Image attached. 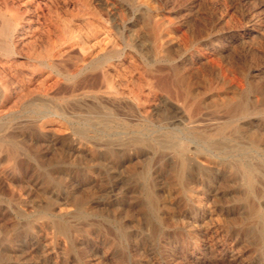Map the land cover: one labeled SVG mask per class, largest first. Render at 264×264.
Returning <instances> with one entry per match:
<instances>
[{
	"label": "rangeland",
	"instance_id": "obj_1",
	"mask_svg": "<svg viewBox=\"0 0 264 264\" xmlns=\"http://www.w3.org/2000/svg\"><path fill=\"white\" fill-rule=\"evenodd\" d=\"M0 14L26 34L13 41L19 56L0 60V264H264V0H0ZM29 51L50 52L54 67L26 59ZM220 100L256 110L226 128L231 141L217 139L229 158L185 130L225 122ZM167 132L177 150L153 143H166ZM253 142L244 157L251 192L234 145Z\"/></svg>",
	"mask_w": 264,
	"mask_h": 264
},
{
	"label": "bare ground",
	"instance_id": "obj_2",
	"mask_svg": "<svg viewBox=\"0 0 264 264\" xmlns=\"http://www.w3.org/2000/svg\"><path fill=\"white\" fill-rule=\"evenodd\" d=\"M4 2V1H3ZM28 8V7H27ZM2 12V11H1ZM38 12V11H37ZM32 13V12H31ZM3 15H4V13H3ZM7 16V15H6ZM6 16H2V14H0V60H1V62L2 63H8L9 62V60L10 59H12V58H14L15 56H19V53H17L16 52V49H15V47L13 46V41L16 39L17 41H22L23 40V37H25V35H24V29H23V27H20L19 26V23H18V19L17 18H8V17H6ZM37 17V16H36ZM49 17V16H48ZM23 23V22H22ZM165 23V22H164ZM21 24V23H20ZM25 24V23H24ZM22 25V24H21ZM159 25V24H158ZM25 27V26H24ZM60 27V26H59ZM58 27V28H59ZM63 27H65L64 25H63ZM39 28V27H38ZM66 28V27H65ZM64 28V29H65ZM27 29H29V28H27ZM40 29V28H39ZM68 29H70V28H68ZM51 30V29H50ZM161 30V29H160ZM52 31V30H51ZM61 31V30H60ZM63 31H65V30H63ZM62 32V31H61ZM66 32V31H65ZM64 32V33H65ZM159 32V31H158ZM27 33V32H26ZM28 33H30V32H28ZM67 33V32H66ZM166 33V32H165ZM33 34V33H32ZM157 34V33H156ZM64 35H66V34H64ZM68 35V34H67ZM166 37L167 36H169V35H165ZM28 37V36H27ZM33 37V36H32ZM31 37V38H32ZM42 37V36H41ZM64 37V36H63ZM31 38H30V40H31ZM37 38V37H36ZM69 38V37H68ZM157 38V37H156ZM168 38V37H167ZM66 39H67V37H66ZM25 40H26V38H25ZM155 40H157V39H155ZM28 41V40H27ZM51 41H55V40H51ZM64 41H66V40H64ZM167 41V40H166ZM169 41H172L171 39L169 40ZM29 42V41H28ZM22 43V42H21ZM54 43H56V42H54ZM65 43V42H64ZM109 43V42H108ZM107 43V44H108ZM131 43V42H130ZM41 44V43H40ZM58 44V43H57ZM62 44H63V42H62ZM128 44H129V42H128ZM158 44V43H157ZM36 45V44H35ZM60 45H61V43H60ZM18 46H20V45H18ZM33 46V45H32ZM41 47H42V45H40ZM62 46H64V45H62ZM110 46V45H109ZM108 46V47H109ZM21 47V46H20ZM59 48H60V46H58ZM58 47H56V48H58ZM107 47V48H108ZM114 46H112L111 48H113ZM24 48V47H23ZM111 48H110V50H111ZM115 48V47H114ZM113 48V49H114ZM116 49V48H115ZM114 49V50H115ZM40 50V49H39ZM39 50H37V51H39ZM106 50V49H105ZM108 50V49H107ZM30 52V51H29ZM121 52V51H120ZM103 53V52H102ZM119 53V52H118ZM21 54V53H20ZM23 54V53H22ZM28 55H26V59H28V60H31V61H38V62H40V63H42V64H47V65H49V66H51V67H54L53 65L55 64V62H51L52 60H51V58H52V55H51V53L49 52L48 54H46L45 56H41V55H39V54H34L33 52H30V53H27ZM34 54V55H33ZM105 54H106V52H105ZM62 55V54H61ZM104 55V54H103ZM23 56V55H22ZM106 56V55H105ZM124 56V55H123ZM60 57V56H59ZM57 58H58V56H57ZM56 58V59H57ZM64 58V57H63ZM55 59V60H56ZM66 58H64V60H65ZM66 60H68V59H66ZM65 60V61H66ZM11 61V60H10ZM106 61V60H105ZM104 61V62H105ZM123 61V60H122ZM18 62V61H17ZM35 62H33V63H35ZM99 62H100V60H99ZM102 62V61H101ZM120 62V61H119ZM27 63H31V62H27ZM39 63V64H40ZM54 63V64H53ZM64 63H66V62H64ZM96 63H97V61H96ZM111 63V62H110ZM112 63H114V62H112ZM32 64V63H31ZM63 64V63H62ZM89 64V63H88ZM94 64V63H93ZM25 65V64H24ZM30 65V64H29ZM67 64H65V66H66ZM84 65V64H83ZM107 65V64H106ZM1 66H5V65H1ZM16 66V65H15ZM38 66V65H37ZM44 66V65H43ZM111 66V65H110ZM124 66V65H123ZM149 66V65H148ZM11 67V66H10ZM41 67V66H40ZM45 67V66H44ZM48 67V66H47ZM64 67V66H63ZM62 67V68H63ZM68 67V66H67ZM98 67V66H97ZM104 67H106L105 65H104ZM103 67V68H104ZM119 67V66H118ZM151 67V66H150ZM6 68V67H5ZM50 68V67H49ZM59 68V67H58ZM69 68V67H68ZM76 68V67H75ZM80 68V67H79ZM86 68V67H85ZM88 68V67H87ZM90 68V67H89ZM120 68V67H119ZM146 68V67H145ZM13 69V68H12ZM43 69V68H42ZM51 69V68H50ZM61 69V68H60ZM66 69V68H65ZM99 69H100V67H99ZM118 69V68H117ZM165 69V68H164ZM18 70V69H17ZM94 70H97V69H94ZM103 70H105V69H103ZM119 70V69H118ZM121 70V69H120ZM119 70V71H120ZM174 70V69H173ZM172 70V71H173ZM230 70V69H229ZM20 71V70H19ZM22 71V70H21ZM67 71V70H66ZM87 71V70H86ZM106 71V70H105ZM148 71V70H147ZM151 70H149V72H150ZM180 71V70H179ZM178 71V72H179ZM231 71V70H230ZM22 72H24V71H22ZM27 72V71H26ZM75 72V71H74ZM90 72V71H89ZM91 72H93V71H91ZM99 72V71H98ZM143 72V71H142ZM145 72V71H144ZM152 72V71H151ZM229 72V71H228ZM231 72H233V71H231ZM230 72V73H231ZM10 73V72H9ZM25 73V72H24ZM46 73V72H45ZM54 73V72H53ZM80 73V72H79ZM88 73V72H87ZM87 73H86V76H87ZM100 73V72H99ZM102 73H103V71H102ZM114 73V72H113ZM123 73V72H122ZM166 73V72H165ZM165 73H163V74H165ZM173 73V72H172ZM175 73V72H174ZM173 73V74H174ZM22 74V73H21ZM95 74H97L96 72H95ZM95 74H94V80H96L97 79V76L98 75H100V74H98L97 76H96V79H95ZM153 74V73H152ZM172 74V75H173ZM233 75H234V72L232 73ZM24 75V74H23ZM38 75V74H37ZM53 75V74H52ZM78 75V74H77ZM127 75V74H126ZM22 76V75H21ZM26 76V75H25ZM35 76H36V74H35ZM40 76V75H39ZM44 76V75H43ZM70 76V75H69ZM147 77L149 76V74H147L146 75ZM167 76V75H166ZM175 76H177V75H175ZM175 76H174V78H175ZM10 77V76H9ZM27 77H29V74L27 75ZM30 77H31V75H30ZM65 77H68V76H65ZM64 77V78H65ZM71 77V76H70ZM74 77H76V76H74ZM89 77H90V74H89ZM99 77H103V76H98V79L97 80H100L99 79ZM173 77V76H172ZM11 78V77H10ZM83 78V77H82ZM87 78V77H86ZM85 78V79H86ZM91 78V77H90ZM105 78L106 77H104V80H105ZM181 78L183 79V77L181 76ZM185 78V77H184ZM13 79V78H12ZM60 78H58V80H59ZM85 79H82V80H85ZM126 79V78H125ZM127 79H129V78H127ZM160 79V78H159ZM158 79V80H159ZM169 79V78H168ZM1 80V79H0ZM28 80V79H27ZM53 80V79H52ZM57 80V79H56ZM55 80V81H56ZM70 80H72V79H68V81H70ZM186 80V79H185ZM61 82H62V80H60ZM81 81V80H80ZM101 81V80H100ZM107 81V80H106ZM118 81V80H117ZM125 81V80H124ZM146 81V80H145ZM162 81H164V80H162ZM187 81H189V80H187ZM3 82H5V81H3ZM15 82V81H14ZM34 82V81H33ZM38 82V81H37ZM50 82V81H49ZM74 82V81H73ZM120 82V81H119ZM127 82V81H126ZM148 82H149V80H148ZM159 82V81H158ZM161 82V81H160ZM179 82H180V80H179ZM183 82V81H182ZM181 82V83H182ZM55 83H59V81H57V82H55ZM88 83H90L89 81H88ZM97 83V82H96ZM99 83V82H98ZM108 83V82H107ZM135 83V82H134ZM146 83H147V81H146ZM152 82H150V84H151ZM166 83V82H165ZM176 83V82H175ZM180 83V84H181ZM184 83H186V82H184ZM183 83V85L182 86H184L185 84ZM62 84V83H61ZM127 84H130V83H127ZM150 84L148 83V86H150ZM187 84H188V82H187ZM10 85V84H9ZM24 85V84H23ZM42 85H44V84H42ZM41 85V86H42ZM54 85H56V84H52V86H54ZM64 85V84H63ZM99 85V84H98ZM101 85H103V84H101ZM155 85V84H154ZM160 85V84H159ZM167 85V84H166ZM62 85H60V87H61ZM64 86H66V85H64ZM64 86H62V87H64ZM68 86V85H67ZM70 86V85H69ZM77 86V85H76ZM85 86V85H84ZM92 86H94V85H92ZM117 86V85H116ZM134 86V85H133ZM163 86V85H162ZM174 86V85H173ZM186 86V85H185ZM187 86H189V85H187ZM28 87V86H27ZM49 87V86H48ZM57 87V86H56ZM86 87V86H85ZM84 87V88H85ZM102 86H100V88H101ZM109 87H112L111 86V83H109ZM125 87V86H124ZM130 87V86H129ZM159 87V86H158ZM189 87H191V86H189ZM192 87H193V85H192ZM256 87H257V85H256ZM43 88V87H42ZM50 88H51V85H50ZM48 89V91L49 90H51V89ZM66 88H68V87H66ZM72 88H74L73 86H72ZM79 88H80V85H79V87H78V89L75 87V89H72L74 92H75V90L77 89V91H79ZM91 88H93V87H91ZM103 88V87H102ZM105 88H107V87H105ZM104 88V89H105ZM135 88H137V87H135ZM150 88L152 89V87L150 86ZM162 88V87H161ZM176 88V87H175ZM18 90H19V87L17 88ZM24 88H22V90H23ZM54 89V88H53ZM68 89H70V88H68ZM82 89V88H81ZM90 89V88H89ZM94 89V88H93ZM126 89V88H125ZM129 89V88H128ZM131 89V88H130ZM132 89H134V88H132ZM178 89H179V87H178ZM188 89H190V88H188ZM262 89V88H261ZM264 89V88H263ZM42 90V89H41ZM55 90V89H54ZM53 90V91H54ZM64 90H65V88H64ZM83 90H85V89H83ZM140 90V89H139ZM139 90H137V91H139ZM194 90V89H193ZM53 91H52V93H53ZM59 91H61V90H59ZM58 91V92H59ZM62 91H63V89H62ZM68 91H71V90H68ZM67 91V92H68ZM73 91L71 92V94L73 95ZM98 91V90H97ZM141 91H142V88H141ZM263 91V90H262ZM0 92H1V90H0ZM21 92H23V91H21ZM56 92V91H55ZM64 92H66V91H64ZM113 92H114V90H113ZM117 92V91H116ZM129 92V91H128ZM127 92V93H128ZM152 92V91H151ZM182 92V91H181ZM189 92H190V90H189ZM196 92V91H195ZM239 92V91H238ZM244 92V91H243ZM256 92V91H255ZM9 93V92H8ZM16 93V92H15ZM18 93V92H17ZM20 93V92H19ZM42 93V92H41ZM59 93H61V92H59ZM69 93V92H68ZM83 93H85V92H83ZM93 93H94V91H93ZM132 93V92H131ZM135 93H136V91H135ZM135 93H133L132 95H134ZM139 93V92H138ZM137 93V94H138ZM188 93V92H187ZM227 93V92H226ZM226 93H225V95H226ZM230 93V92H229ZM233 93V92H232ZM246 93V92H245ZM22 94V93H21ZM36 94H38V93H36ZM47 94V93H46ZM49 94V93H48ZM57 94V93H56ZM64 94V93H63ZM129 94V93H128ZM136 94V95H137ZM185 94V93H184ZM231 94V93H230ZM253 94V93H252ZM255 94H257V92L255 93ZM18 95V94H17ZM53 95H54V93H53ZM64 95H66V94H64ZM68 95V94H67ZM66 95V96H67ZM74 95H75V93H74ZM113 95V94H112ZM151 95V94H150ZM181 95V94H180ZM182 95H183V93H182ZM190 95V94H189ZM224 95V96H225ZM236 95V94H235ZM40 96H42V94L40 95ZM69 96V95H68ZM71 96V95H70ZM76 96H77V94H76ZM79 96H81V99L80 100H83L84 99V97H86L85 95H79ZM93 96V95H92ZM95 96V95H94ZM107 96V95H106ZM120 96V95H119ZM121 96H123V95H121ZM120 96V97H121ZM131 96V95H130ZM135 96V95H134ZM185 96H186V94H185ZM197 96V95H196ZM228 95H226V97H227ZM233 96V95H232ZM237 96H238V94H237ZM32 97V96H31ZM56 97V96H55ZM54 97V98H55ZM65 97V96H64ZM129 97V96H128ZM198 97V96H197ZM215 97V96H214ZM218 97V96H217ZM222 97V96H221ZM264 97V96H263ZM35 98V97H34ZM37 98V97H36ZM48 98V97H47ZM50 98V97H49ZM78 98V97H77ZM86 98H88V97H86ZM101 98V97H100ZM104 98V97H103ZM134 99H136V97H133ZM152 98V97H151ZM184 98V97H183ZM202 98V97H201ZM212 98V97H211ZM220 98V97H219ZM256 98H258V97H256ZM16 99V98H15ZM44 99V98H43ZM67 99V98H66ZM79 99V98H78ZM105 99H106V97H105ZM124 99V98H123ZM132 99V98H131ZM140 99V98H139ZM177 99H179V98H177ZM239 99V98H238ZM238 99H236V100H238ZM253 99V98H252ZM263 99V98H262ZM28 100V99H27ZM34 100V99H33ZM69 100V99H68ZM85 100H88V99H85ZM90 100V99H89ZM88 100V101H89ZM111 100V99H110ZM109 100V101H110ZM112 100H114V99H112ZM188 100V99H187ZM52 101V100H51ZM70 101V100H69ZM84 101V100H83ZM115 101V100H114ZM118 102L120 101V100H117ZM129 101V100H128ZM136 101V100H135ZM141 101V100H140ZM183 101V100H182ZM189 101V100H188ZM193 101V100H192ZM191 101V102H192ZM215 101V100H214ZM217 101V100H216ZM215 101V102H216ZM221 101V100H220ZM260 101V100H259ZM264 101V100H263ZM262 101V103H264ZM20 102H22V100H20ZM26 102V101H25ZM24 102V103H25ZM44 102V101H43ZM77 102H80V101H77ZM124 103H125V101H123ZM133 102V101H132ZM131 102V103H132ZM190 102V101H189ZM204 102V101H203ZM202 102V103H203ZM210 102V101H209ZM212 102V101H211ZM222 102V101H221ZM233 102V101H232ZM232 102H230V101H228V100H225L224 102H222V111L227 115V117H228V119H226V121L225 122H222V120L223 119H221V121L220 122H222V123H219L218 124V126H216V128H215V130L214 131H212V132H206V131H204V130H206V129H204L203 131H196V127L198 126L197 124L195 125V124H189L188 126H187V128L185 129L186 131H187V133L188 134H193V135H196L195 137V139H201L205 144H207V145H209V146H211V147H213V148H215V149H217V150H219L222 154H224V155H226L228 158L229 157H231V150H227V148H225V147H221L220 146V144L217 142V139H221V140H223V141H227V142H229V141H231V139H230V137L232 136H230V135H227L226 134V128H229L233 123H234V121L235 120H237L239 117L241 118V117H243L244 118V116L245 115H247V114H249V112L250 111H256L254 108H250V106L248 107V105H247V103H245L244 101H240V102H237V103H232ZM35 103H37L36 101H35ZM39 103V102H38ZM42 102H40V104H33V103H31V110H30V112H34V110H32V109H35V111H41V110H43L44 109V105H43V103L41 104ZM45 103V102H44ZM52 103V102H51ZM60 103H62V102H60ZM75 103V102H74ZM73 102L71 103V104H74ZM84 103V102H83ZM89 104H90V102H88ZM94 103H97V102H94ZM93 103V104H94ZM111 103H113V101L111 102ZM121 103H122V100H121ZM183 103V102H182ZM199 103V102H198ZM255 103H256V100H255ZM59 104V103H58ZM80 104V103H79ZM78 104V105H79ZM92 103L90 104V105H93ZM123 104V103H122ZM130 104V103H129ZM187 104L188 105H192V104H190V103H188L187 102ZM196 104V103H195ZM205 104H206V102H205ZM212 104H214V103H212ZM257 104V103H256ZM48 105V104H47ZM57 105V104H56ZM76 105V104H75ZM83 105V104H82ZM85 105V104H84ZM83 105V106H84ZM89 105V107H91ZM94 105H96V104H94ZM124 105V104H123ZM126 105V104H125ZM128 105V104H127ZM202 105V104H201ZM259 105V104H258ZM46 106V105H45ZM61 106V105H60ZM69 106V105H68ZM70 106H73V105H70ZM82 106V108H80V110L82 109V110H84L85 109V106L83 107ZM99 106H101V105H99ZM117 106H119V105H117ZM183 106V105H182ZM185 106V105H184ZM198 106H200L199 104H198ZM198 106H196L195 108H194V110L192 111V109H190L189 111H191L192 112V114L194 113H196L197 112V110L201 107H198ZM214 106V105H213ZM215 106H216V104H215ZM260 106V105H259ZM262 106V105H261ZM51 107L53 108V105H51ZM63 107V106H62ZM61 107V108H62ZM74 107V106H73ZM80 107V106H79ZM78 107V108H79ZM89 107L87 108V109H89ZM94 107V106H93ZM96 107H97V105H96ZM112 107V106H111ZM110 107V108H111ZM128 107V106H127ZM137 107V106H136ZM217 107V106H216ZM215 107V108H216ZM219 107V106H218ZM17 108V107H16ZM49 108H50V106H49ZM65 108V107H64ZM84 108V109H83ZM98 108V107H97ZM105 108V106L102 108V109H104ZM107 108V107H106ZM125 108V107H124ZM128 108H130V107H128ZM133 108H135V107H133ZM140 108H142V107H140ZM66 109V108H65ZM91 109V108H90ZM100 109V108H99ZM111 109H113V108H111ZM182 108H180V110H181ZM203 109V108H202ZM201 109V110H202ZM218 109V108H217ZM219 109H220V107H219ZM258 109V108H257ZM72 111H73V109H71ZM79 110V111H80ZM94 110H96V109H94ZM101 110V109H100ZM114 110H115V108H114ZM113 110V111H114ZM135 110H137V109H135ZM184 110H185V108H184ZM188 110V109H187ZM186 110V111H187ZM264 110V109H263ZM66 111V110H65ZM90 111V110H89ZM104 111H106V110H104ZM103 111V112H104ZM108 111V110H107ZM106 111V112H107ZM112 111V112H113ZM130 111V110H129ZM133 112H135L134 111V109L132 110ZM55 112H57V111H55ZM59 112V111H58ZM62 112V111H61ZM70 112V111H69ZM74 112V111H73ZM88 112V111H87ZM100 112H102V110L100 111ZM99 112V113H100ZM188 112V111H187ZM207 112V111H206ZM52 113H54V111L52 112ZM67 113V112H66ZM72 113V112H71ZM90 113V112H89ZM88 113V114H89ZM92 113H93V111H92ZM118 113H120L121 114V112H118ZM127 113V112H126ZM137 113V112H136ZM140 113V112H139ZM213 113V112H212ZM1 114V113H0ZM57 114V113H56ZM60 114V113H59ZM68 114V113H67ZM73 114H76V113H73ZM84 114H86L85 112H84ZM101 115H98V114H96V111H95V117L99 120L98 122L99 123H101L102 125H104L105 127H108V122H109V117L108 116H103L102 114L103 113H100ZM106 114V113H105ZM116 114V113H115ZM131 114V113H130ZM199 114H200V112H199ZM207 114V113H206ZM216 114V113H215ZM42 115V114H41ZM60 115H62V114H60ZM72 115V114H71ZM81 115H82V113H81ZM90 115V114H89ZM108 115V114H107ZM113 115V114H112ZM132 115V114H131ZM221 115V114H220ZM63 116H64V114H63ZM66 116V115H65ZM67 116H69V115H67ZM67 116H66V118H67ZM72 116H74V115H72ZM83 116V115H82ZM115 116V115H114ZM118 115H116V117H117ZM120 116V115H119ZM137 116V115H136ZM51 117V116H50ZM94 117V118H95ZM140 117V116H139ZM195 116L193 115V116H190V119H192V118H194ZM214 117V116H213ZM223 117V116H222ZM227 117H223V118H227ZM46 118V117H45ZM57 118V117H56ZM69 118V117H68ZM75 118V117H74ZM73 118V119H74ZM80 118V117H79ZM82 118V117H81ZM88 118H91V117H88ZM115 118V117H114ZM132 118H136V117H132ZM220 118V117H219ZM30 120H31V118H29ZM70 119V118H69ZM68 119V120H69ZM112 119V118H111ZM138 119V118H137ZM137 119H136V121H137ZM178 119H180V118H178ZM250 119V118H249ZM38 121L40 120V119H37ZM59 120V119H58ZM86 120V119H85ZM113 120V119H112ZM112 120H111V122H112ZM116 120V119H115ZM129 120V119H128ZM139 120V119H138ZM199 120H201V119H199ZM32 121V120H31ZM35 121V120H34ZM33 121V122H34ZM37 121V122H38ZM82 121H84V120H82ZM94 121V120H93ZM119 122L121 121V120H118ZM130 121V120H129ZM132 122H133V120H131ZM130 121V122H131ZM135 121V120H134ZM135 121V122H136ZM206 121V120H205ZM3 122V121H2ZM62 122V121H61ZM64 122V121H63ZM75 122V121H74ZM123 122H125V121H123ZM177 122V121H176ZM180 122H181V120H180ZM210 122V121H209ZM40 123V122H39ZM88 123V122H87ZM95 123V122H94ZM113 123V122H112ZM115 123H116V121H115ZM122 123V122H121ZM160 123V122H159ZM185 123V122H184ZM183 123V124H184ZM196 123V122H195ZM203 123V122H202ZM205 123H207V122H205ZM251 123V122H250ZM69 124V123H68ZM90 124V123H89ZM117 124V123H116ZM164 124H166V123H164ZM174 124V123H173ZM210 124H211V122H210ZM213 124V123H212ZM246 124H248V123H246ZM3 125H4V123H3ZM2 125V126H3ZM31 125V124H30ZM122 125V124H121ZM5 126V125H4ZM157 126V125H156ZM201 126H202V124H201ZM201 126H199V128L201 127ZM207 126V125H206ZM205 126V127H206ZM210 126V125H209ZM238 126V125H237ZM236 126V127H237ZM245 126V125H244ZM248 126V125H247ZM8 127V126H7ZM77 127V126H76ZM185 127V126H184ZM208 127V126H207ZM242 127V126H241ZM1 128V127H0ZM6 129V128H5ZM99 129V128H98ZM187 129H189V130H187ZM245 129V128H244ZM247 129H249V128H247ZM3 130V129H2ZM77 130V129H76ZM174 130V129H173ZM199 130V129H198ZM254 130V129H253ZM106 132V131H105ZM235 132L237 133L238 132V128L237 129H235ZM234 132V133H235ZM257 132V131H256ZM160 133V132H159ZM244 133V132H243ZM259 133V132H258ZM97 134V133H96ZM128 134V133H127ZM126 134V135H127ZM245 134V133H244ZM244 134H243V136H244ZM11 135V134H10ZM81 135L83 136L84 135V132H81ZM106 135V134H105ZM167 136H168V139H167V142L166 143H162V142H160V141H154L153 143L155 144V145H157V146H160V147H166V148H169V149H173V150H177V145H175L174 144V142H173V139H176L177 138V136H176V134L174 133V132H167V134H166ZM241 135V134H240ZM239 135V136H240ZM260 135V134H259ZM235 136V135H234ZM246 136V135H245ZM251 136H253L252 134H251ZM263 136V135H262ZM257 137V136H256ZM119 138V137H118ZM125 138H126V136H125ZM160 138V137H159ZM238 138V137H237ZM259 138V137H258ZM198 139V140H199ZM251 139V138H250ZM253 139V138H252ZM100 140V139H99ZM120 140V139H119ZM122 140V139H121ZM125 140H127V139H125ZM124 140V141H125ZM246 140V139H245ZM254 140V139H253ZM259 140V139H258ZM111 141H113V140H111ZM115 141H116V139H115ZM114 141V142H115ZM123 141V140H122ZM131 141V140H130ZM134 143H137V144H142V141L140 140V139H135V140H132ZM104 142V141H103ZM108 142V141H107ZM147 142V141H146ZM165 142V141H164ZM250 142V141H249ZM259 142V141H258ZM264 142V141H263ZM119 143V142H118ZM126 143V142H125ZM149 143V142H148ZM113 144V143H112ZM122 144V143H121ZM127 144V143H126ZM125 144V145H126ZM129 145H131L130 144V142L128 143ZM109 145V144H108ZM115 145V144H114ZM118 145V144H117ZM179 145H180V143H179ZM184 145V144H183ZM136 146V145H135ZM135 146H133V147H135ZM224 146V145H223ZM17 147V146H16ZM15 147V148H16ZM104 147V146H103ZM115 147H119V146H116L115 145ZM122 147V146H121ZM126 146H124V148H125ZM141 147V146H140ZM145 147V146H144ZM143 147V148H144ZM260 147V146H259ZM10 148V147H9ZM14 148V147H13ZM12 148V149H13ZM18 148V147H17ZM129 148V147H128ZM234 148L236 149V152H237V154H236V157L237 158H239V163H240V167H242L243 168V172H244V175L246 176V179H245V187H247V189H249V191H251V192H253L254 191V184H253V180H252V177H253V172H254V168H252V166H250V165H248L247 163H245V161H244V157H246V151L247 150H254V148H256V144H255V142H253L252 144H250V146L249 147H244V146H242V145H239V144H235L234 145ZM74 149H76L75 147H74ZM16 150V149H15ZM66 150V149H65ZM82 150V149H81ZM105 150V149H104ZM135 150V149H134ZM145 150V149H144ZM77 151V150H76ZM79 151V150H78ZM115 151V150H114ZM155 151V150H154ZM182 151V150H181ZM14 152H17V151H14ZM66 152V151H65ZM117 152V151H116ZM168 152V151H167ZM74 153V152H73ZM160 153H161V151H160ZM193 153V152H192ZM120 154H121V152H120ZM166 154V153H165ZM186 154V153H185ZM15 155V154H14ZM74 155V154H73ZM72 155V156H73ZM76 155V154H75ZM78 155V154H77ZM164 155V154H163ZM9 156H10V154H9ZM165 156V155H164ZM167 156V155H166ZM176 156H177V154H176ZM190 156V155H189ZM197 156V155H196ZM199 156V155H198ZM157 157H159V155L157 156ZM174 157V156H173ZM183 157V156H182ZM186 157H188V156H186ZM212 157V156H211ZM179 158V157H178ZM157 159H159V158H157ZM161 159H163V158H161ZM161 159H159V160H161ZM172 159V158H171ZM174 159V158H173ZM192 159V158H191ZM113 160V159H112ZM186 160V159H185ZM249 160V159H248ZM187 161V160H186ZM114 162V161H113ZM160 162V161H159ZM176 162V161H175ZM189 162V161H188ZM227 162V161H226ZM61 163H63V162H61ZM60 163V164H61ZM187 163V162H186ZM186 163H184V159H181V169L179 170V174H178V178L179 179H182L183 178V174L185 173V170H186V167H185V164ZM214 163V162H213ZM222 163V162H221ZM232 163V162H231ZM64 164H66V163H64ZM219 164V163H218ZM37 165V164H36ZM147 165V164H146ZM149 165V164H148ZM178 165V164H177ZM190 165V164H189ZM227 165V164H226ZM188 166V165H187ZM229 166V165H228ZM231 166V165H230ZM58 167H59V165H58ZM189 167V166H188ZM38 168V167H37ZM55 168V167H54ZM231 168V167H230ZM241 168V169H242ZM259 168H260V166H259ZM38 169H40V167L38 168ZM64 169V168H63ZM238 169V168H237ZM261 169V168H260ZM263 169V168H262ZM63 171L64 170H62V173H63ZM48 173V172H47ZM61 173V174H62ZM73 173H75V172H73ZM238 173V172H237ZM69 174V173H68ZM71 174V173H70ZM64 175V174H63ZM232 175V174H231ZM72 177V176H71ZM145 177V174H142L141 173V176H140V178L141 179H143ZM62 178V177H61ZM263 178H264V175H263ZM40 179V178H39ZM38 179V180H39ZM71 179V178H70ZM45 181H46V183H48V184H50V183H52V179L50 180L48 177H45V179H44ZM56 180H58V179H56ZM62 180V179H61ZM237 182V181H236ZM58 184V183H57ZM262 184V183H261ZM54 185V184H53ZM45 186V185H44ZM56 187V186H55ZM59 187V186H58ZM184 189V187H182V190ZM263 192V191H262ZM178 194V193H177ZM251 194V193H250ZM145 197H146V199H147V202H148V209L150 210V211H153L154 210V208H155V197H154V195H153V193L150 191V190H147L146 191V193H145ZM142 202V201H141ZM255 207V206H254ZM81 208V207H80ZM251 208V211L252 212H254L255 210L253 209V207H250ZM44 210V209H43ZM41 211V210H40ZM84 211V210H83ZM49 212V211H48ZM52 213V212H51ZM78 214H79V217L80 216H82L83 214L81 213V212H78ZM51 215V214H50ZM67 215V214H66ZM154 215V214H153ZM46 216V215H45ZM76 216V215H75ZM56 217V216H55ZM87 217V216H86ZM88 217H89V215H88ZM16 218V217H15ZM28 218V217H27ZM67 219H70V218H67ZM157 219V218H156ZM158 221V220H157ZM47 222H48V220H47ZM76 222V221H75ZM30 223V222H29ZM63 223V222H62ZM72 223V222H71ZM73 226V225H72ZM71 227V226H70ZM77 227V226H76ZM67 228V227H66ZM72 228V227H71ZM54 229V228H53ZM58 229L60 230V231H63V229L64 228H61L60 226H58ZM117 229V228H116ZM21 231V230H20ZM35 232H38V231H35ZM33 234V233H32ZM34 235V234H33ZM38 235V234H37ZM80 235V234H79ZM83 235V234H82ZM28 237V236H27ZM36 237V236H35ZM82 237V236H81ZM259 237L260 238H263L264 237V231L263 230H261L260 232H259ZM56 239H57V237H55ZM60 238H62V237H60ZM73 238H75V237H73ZM34 239V238H33ZM60 240V239H59ZM61 240H64V239H61ZM61 240H60V242H61ZM81 240V239H80ZM58 241V240H57ZM56 241V242H57ZM76 241V240H75ZM74 241V242H75ZM252 241V240H251ZM60 242H58V243H60ZM80 241H78V243H79ZM136 242V241H135ZM49 243V242H48ZM64 243V242H63ZM65 244V243H64ZM64 244H62V245H64ZM78 245H80V244H78ZM82 245H84V244H82ZM60 246V245H59ZM46 247V246H45ZM51 247H52V245H51ZM50 247V248H51ZM62 247V246H61ZM78 247V246H77ZM136 247V246H135ZM55 248V247H54ZM63 249H64V247H62ZM61 248V249H62ZM59 249V248H58ZM57 249V250H58ZM40 251H43V250H40ZM46 251V250H45ZM54 251V250H53ZM59 252H60V250H58ZM50 252V251H49ZM48 252V253H49ZM71 252V251H70ZM77 252V251H76ZM49 255V254H48ZM59 255H61V253L59 254ZM69 255V254H68ZM76 255V254H75ZM52 257H54V256H52ZM48 258V257H47ZM51 258V257H50ZM59 258H60V256H59ZM52 259V258H51ZM81 259V258H80ZM48 260V259H47ZM46 260V261H47ZM71 259H69V261H70ZM51 261V260H50ZM49 261V262H50ZM53 261H54V259H53ZM56 261V260H55ZM65 261V260H64ZM75 261V260H74ZM48 263V262H47ZM69 264V263H68Z\"/></svg>",
	"mask_w": 264,
	"mask_h": 264
}]
</instances>
